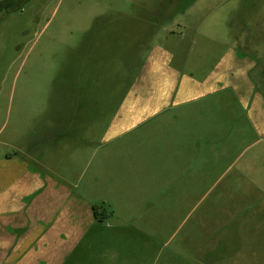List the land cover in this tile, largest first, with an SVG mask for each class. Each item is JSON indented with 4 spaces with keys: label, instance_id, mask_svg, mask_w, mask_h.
I'll list each match as a JSON object with an SVG mask.
<instances>
[{
    "label": "rangeland",
    "instance_id": "obj_1",
    "mask_svg": "<svg viewBox=\"0 0 264 264\" xmlns=\"http://www.w3.org/2000/svg\"><path fill=\"white\" fill-rule=\"evenodd\" d=\"M18 1L0 0V264L54 222L56 264H264V0Z\"/></svg>",
    "mask_w": 264,
    "mask_h": 264
},
{
    "label": "crops",
    "instance_id": "obj_2",
    "mask_svg": "<svg viewBox=\"0 0 264 264\" xmlns=\"http://www.w3.org/2000/svg\"><path fill=\"white\" fill-rule=\"evenodd\" d=\"M161 113V112H160ZM262 139L264 138V133L261 134ZM262 146L264 147V140H262ZM261 157V156H259ZM196 162V161H193ZM196 171L198 168L193 172L190 171L191 174L196 175ZM45 221V220H44ZM43 222V221H42ZM44 223V222H43ZM57 223L47 224L46 228H41L40 226L33 225L32 229L29 228L28 231L26 230V234L22 236L20 239L22 244H26L21 249L12 250L8 255L11 257H16L18 261L15 264H56L57 258H59L60 253L54 248L53 250L49 249V241L51 240V233H57L56 231ZM52 228V229H51ZM66 228H68L66 226ZM66 228L64 232L58 234L57 237L60 238H67ZM81 234V232H79ZM72 235V234H71ZM65 239L63 241H65ZM47 243V249L41 250L38 248V244ZM9 258V259H10Z\"/></svg>",
    "mask_w": 264,
    "mask_h": 264
},
{
    "label": "trees",
    "instance_id": "obj_3",
    "mask_svg": "<svg viewBox=\"0 0 264 264\" xmlns=\"http://www.w3.org/2000/svg\"><path fill=\"white\" fill-rule=\"evenodd\" d=\"M19 3L20 2H22V0H19L18 1ZM19 8H18V6L17 7H11V9H7V12L8 13H11V12H15V11H17ZM93 80H94V78H93ZM92 85H94L93 84V82L91 81L90 83H89V85L87 84V88H91V86ZM83 95L84 94H81V98L79 99V98H72V99H70V101H71V105H76V104H78L79 102H80V104L81 103H85V105H88L89 103L88 102H85V100H87V96H86V98H84L83 97ZM80 100V101H79ZM94 105H96V101L95 100H93V102H92ZM83 104H82V106H81V108L79 107V108H75L76 109V111H78V112H76L75 113V117H74V120H73V126H75L76 124H77V121L78 122H80L81 123V125L83 124V123H85L86 121L84 120V115H83V112H82V110H84L85 108H84V106H83ZM93 105V106H94ZM92 106V111L91 112H95V113H97L98 111L96 110V107L94 106L93 107ZM95 115V114H94ZM86 117H88V116H86ZM100 118V117H99ZM91 120V118L89 117V121Z\"/></svg>",
    "mask_w": 264,
    "mask_h": 264
}]
</instances>
